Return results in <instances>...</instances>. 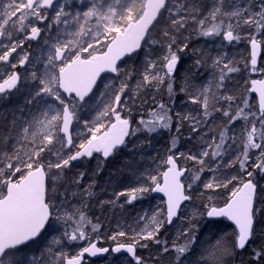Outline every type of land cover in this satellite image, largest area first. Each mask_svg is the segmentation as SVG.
Segmentation results:
<instances>
[{"label": "snow or ice", "instance_id": "snow-or-ice-1", "mask_svg": "<svg viewBox=\"0 0 264 264\" xmlns=\"http://www.w3.org/2000/svg\"><path fill=\"white\" fill-rule=\"evenodd\" d=\"M194 36L244 41L248 57L241 66L190 48ZM262 48L264 0H0V104L10 105L0 111V264H86L110 251L101 241L129 264H160L162 253L168 264H230L238 255L239 264H264ZM181 53L195 57L183 77ZM202 68L212 70L203 84L194 79ZM243 72L261 78L228 87ZM177 89L198 107L177 110ZM185 122L184 140L198 151L179 150ZM163 132L170 144L134 171L135 186L96 201L159 203L105 232L91 212L95 177L109 157L142 151ZM85 160L95 169L79 171ZM175 221L174 235H161Z\"/></svg>", "mask_w": 264, "mask_h": 264}, {"label": "trees", "instance_id": "trees-1", "mask_svg": "<svg viewBox=\"0 0 264 264\" xmlns=\"http://www.w3.org/2000/svg\"><path fill=\"white\" fill-rule=\"evenodd\" d=\"M242 3L243 1L240 0ZM195 46L197 48L208 49L212 50L215 54L224 52L229 59H236L240 65H243L244 60L248 57L249 54V44L241 41L240 43L233 42L231 45L222 41L221 37L215 38H203V37H193L190 43V48ZM218 48H214V47ZM35 47V43L33 44ZM181 65L179 67V74L180 77L185 75V72L191 68L193 65L194 57L189 53L185 55L181 53ZM264 62V48L261 51V57L259 59V63ZM130 66L135 67L136 65L130 64ZM18 71H23L22 69H17ZM201 72L204 73V76H200L197 73L194 79L198 82L203 84L205 78L208 74L212 71L211 69L202 68L200 69ZM242 74L248 75L250 78H258L260 77L258 74H249L248 72H243ZM241 73H234L232 74V79L228 82V87H233L235 85L243 86L242 83ZM180 81H177L179 83ZM177 95L179 99L176 100V107L179 111H184L185 108L188 110L196 109L198 106L193 105L190 102H187V97L184 94L179 93L177 89ZM20 100V97H14L13 102H17ZM10 107L8 104H0V111ZM219 115V114H217ZM220 121L217 120V123ZM242 121H238L236 123V129L239 130L242 126ZM0 125H2V121H0ZM2 130V128H0ZM174 130V129H173ZM189 132V125L188 122H185L184 128L181 129V139L179 141L178 147L180 151H186L188 148H192L194 151L199 150V145L194 147V141L192 143H187L184 140V137L188 135ZM231 134V133H230ZM154 138L151 139V142L148 144L143 145L142 151H129L128 149H124L122 151L117 152L114 156L110 157L104 164L103 170L100 172L98 176L95 177L96 184L94 186L93 191L97 193V196L92 201V209L91 212L95 217H98L100 222L104 226L105 232L112 231L116 228V221L119 220L121 223L124 221H128L131 223L132 217L137 216L138 214L143 213L145 210L151 212V210L159 203V197L154 200L151 197L143 200V201H136L132 205H125L123 209L116 208L112 209L107 204L104 205L103 208L96 202L97 200H108L111 198V192L115 189H124L127 187L135 186V179H134V171L139 172L142 171L144 167L150 166V157L157 154L163 153L165 149L170 144V136L168 132H163L162 134H152ZM211 135V134H210ZM144 139V136L141 135V140ZM131 147V146H130ZM230 157L225 158V163ZM190 166H192L193 162H189ZM96 167V161H88L85 160L82 165H80L79 171L85 170H94ZM198 167V165H197ZM73 171H77V169H73ZM227 173L235 174L234 170L229 168L225 170ZM210 174L205 172L203 178L207 179ZM88 177L85 178V182H88ZM110 182V183H109ZM223 191V190H220ZM223 196H217L216 200L218 203H222ZM124 198L121 197V200ZM207 194L203 198H197L193 203L195 205H200L202 202H206ZM192 204H189L188 208L186 209V214L190 215L191 211H193ZM204 222H202L203 224ZM221 225L229 224L225 220H222ZM181 224L179 221H175L172 226H166L165 229H162L161 235H166L168 238H171L176 229L180 227ZM264 225L257 226V234L260 233L261 228ZM207 231L212 234V239L209 241V246L215 243L217 229L213 228L211 225L208 226ZM229 236L231 233V227L225 230ZM260 242L259 235L257 236V243ZM100 245L103 247H111L114 244L111 241H101ZM151 251L153 253L156 252L155 248H152ZM251 249H246L244 251V259H250L249 253ZM139 254H145L144 256L149 255V250L143 249L140 250ZM171 257L168 254L162 253L159 256L160 264H168ZM230 261V258H226ZM86 264H129V258L124 256H112L106 255L104 258L93 261L87 260ZM230 264H239V255L235 261H230Z\"/></svg>", "mask_w": 264, "mask_h": 264}, {"label": "bare ground", "instance_id": "bare-ground-1", "mask_svg": "<svg viewBox=\"0 0 264 264\" xmlns=\"http://www.w3.org/2000/svg\"><path fill=\"white\" fill-rule=\"evenodd\" d=\"M206 49H208V47H205ZM214 48H218V47H214ZM262 51V50H261ZM210 52H211V54H213V55H215V53L212 51V50H210ZM194 59H195V57H194ZM241 76H243L244 78H249L248 77V75H245V74H242ZM258 78H261V77H258ZM255 79H257V77L255 78ZM242 83H244V79H242ZM226 221V220H225ZM227 223H229L228 221H226ZM230 224V223H229ZM98 246H101L100 244H98ZM115 245H113V246H111V247H108L109 249H110V252H109V254L110 255H112V256H115V255H113L112 253H111V248H113ZM141 255H143V254H141ZM145 255V254H144ZM121 256H124V257H127V258H129L128 257V254H122ZM102 258H104V257H101V258H97V259H90V260H93V261H96V260H99V259H102ZM87 260H89V259H86V261Z\"/></svg>", "mask_w": 264, "mask_h": 264}, {"label": "water", "instance_id": "water-1", "mask_svg": "<svg viewBox=\"0 0 264 264\" xmlns=\"http://www.w3.org/2000/svg\"><path fill=\"white\" fill-rule=\"evenodd\" d=\"M249 49H250V46H249ZM259 59L260 58H258V64H259ZM257 79H259V78H257ZM253 95H255V94H253ZM110 158V157H109ZM108 158V159H109ZM159 197V196H158ZM230 223V222H229ZM115 247V246H114ZM110 252V251H109ZM109 252L108 253H101V254H98L97 256H95V257H86V259H97V258H101V257H104V256H106L107 254H109ZM111 253L113 254V255H115V256H120V255H122V254H127V253H125V252H121V253H114V252H112L111 251Z\"/></svg>", "mask_w": 264, "mask_h": 264}, {"label": "flooded vegetation", "instance_id": "flooded-vegetation-1", "mask_svg": "<svg viewBox=\"0 0 264 264\" xmlns=\"http://www.w3.org/2000/svg\"><path fill=\"white\" fill-rule=\"evenodd\" d=\"M35 42H33V44H34ZM18 71V70H17ZM107 255H109V254H107ZM121 256V255H120ZM105 257V256H104ZM90 260V259H89Z\"/></svg>", "mask_w": 264, "mask_h": 264}, {"label": "rangeland", "instance_id": "rangeland-1", "mask_svg": "<svg viewBox=\"0 0 264 264\" xmlns=\"http://www.w3.org/2000/svg\"><path fill=\"white\" fill-rule=\"evenodd\" d=\"M243 1V0H242Z\"/></svg>", "mask_w": 264, "mask_h": 264}]
</instances>
